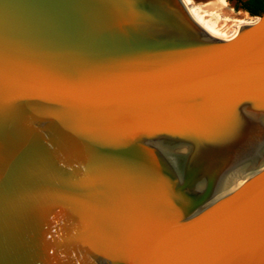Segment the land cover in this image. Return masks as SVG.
Masks as SVG:
<instances>
[{
    "label": "water",
    "instance_id": "water-1",
    "mask_svg": "<svg viewBox=\"0 0 264 264\" xmlns=\"http://www.w3.org/2000/svg\"><path fill=\"white\" fill-rule=\"evenodd\" d=\"M255 17L0 0V264H264Z\"/></svg>",
    "mask_w": 264,
    "mask_h": 264
},
{
    "label": "bare ground",
    "instance_id": "bare-ground-1",
    "mask_svg": "<svg viewBox=\"0 0 264 264\" xmlns=\"http://www.w3.org/2000/svg\"><path fill=\"white\" fill-rule=\"evenodd\" d=\"M190 15L201 25L204 26L210 22H228L234 24L246 25L253 23L257 17L249 18L247 11L243 9L229 8L221 1L203 0H182Z\"/></svg>",
    "mask_w": 264,
    "mask_h": 264
},
{
    "label": "trees",
    "instance_id": "trees-1",
    "mask_svg": "<svg viewBox=\"0 0 264 264\" xmlns=\"http://www.w3.org/2000/svg\"><path fill=\"white\" fill-rule=\"evenodd\" d=\"M264 7V0H246L241 4V8L246 10L250 15H259Z\"/></svg>",
    "mask_w": 264,
    "mask_h": 264
},
{
    "label": "rangeland",
    "instance_id": "rangeland-1",
    "mask_svg": "<svg viewBox=\"0 0 264 264\" xmlns=\"http://www.w3.org/2000/svg\"><path fill=\"white\" fill-rule=\"evenodd\" d=\"M201 1L203 0H197V2H201ZM216 1L223 2L228 7V9L233 8V9L239 10L241 8V4L246 0H216ZM247 14L249 15L248 17L251 18L252 20L253 18H255V16L250 15L248 12Z\"/></svg>",
    "mask_w": 264,
    "mask_h": 264
}]
</instances>
